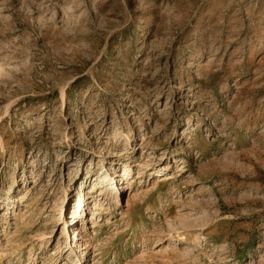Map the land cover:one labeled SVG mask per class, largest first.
<instances>
[{"label":"rangeland","instance_id":"obj_1","mask_svg":"<svg viewBox=\"0 0 264 264\" xmlns=\"http://www.w3.org/2000/svg\"><path fill=\"white\" fill-rule=\"evenodd\" d=\"M0 264H264V0H0Z\"/></svg>","mask_w":264,"mask_h":264}]
</instances>
